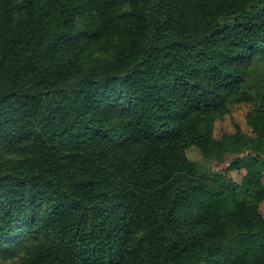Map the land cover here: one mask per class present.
Wrapping results in <instances>:
<instances>
[{"label": "trees", "instance_id": "trees-1", "mask_svg": "<svg viewBox=\"0 0 264 264\" xmlns=\"http://www.w3.org/2000/svg\"><path fill=\"white\" fill-rule=\"evenodd\" d=\"M254 57L264 0H0V264H264Z\"/></svg>", "mask_w": 264, "mask_h": 264}, {"label": "rangeland", "instance_id": "rangeland-1", "mask_svg": "<svg viewBox=\"0 0 264 264\" xmlns=\"http://www.w3.org/2000/svg\"><path fill=\"white\" fill-rule=\"evenodd\" d=\"M255 12L249 13L252 16ZM244 83L241 91H245L253 97V109L255 114L264 115V59L254 57L246 62ZM250 105H233V100L229 101L226 109L216 114L213 127V139L221 140L225 135L235 134L237 131L249 133L245 124V115L250 110ZM228 112V113H227ZM186 156L189 161L195 163L199 172H218L227 164L219 165L210 159L201 160V155L196 147H190L186 150ZM243 172L230 171L229 176L236 182H239ZM264 182V173H263ZM257 214L264 219V201L260 204Z\"/></svg>", "mask_w": 264, "mask_h": 264}]
</instances>
